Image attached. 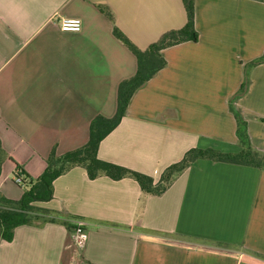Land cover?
I'll list each match as a JSON object with an SVG mask.
<instances>
[{
  "label": "crops",
  "instance_id": "0c3cea01",
  "mask_svg": "<svg viewBox=\"0 0 264 264\" xmlns=\"http://www.w3.org/2000/svg\"><path fill=\"white\" fill-rule=\"evenodd\" d=\"M106 6L110 18L101 10ZM106 9V8H105ZM77 17L80 31L58 20ZM186 21L182 0H0V193L18 199L15 164L31 177L45 157L82 145L96 114L113 115L144 49ZM196 41L164 48L166 65L137 88L98 157L157 181L191 147L240 149L229 105L264 152V2L194 0ZM34 204L49 213L0 240V264H264V172L197 159L160 195L131 177L89 179L73 166ZM87 239L75 249L71 226Z\"/></svg>",
  "mask_w": 264,
  "mask_h": 264
},
{
  "label": "trees",
  "instance_id": "16d2710c",
  "mask_svg": "<svg viewBox=\"0 0 264 264\" xmlns=\"http://www.w3.org/2000/svg\"><path fill=\"white\" fill-rule=\"evenodd\" d=\"M259 1L264 2V0ZM182 3L186 14L184 25L162 32L155 41L149 43L144 49L135 45L117 27H113L114 36L131 51L136 61L134 73L118 83L113 115L96 114L89 121L88 136L82 145L62 153H56L55 149L52 148L45 157V168L38 176L31 177L21 165L15 164L13 181L18 179L14 182L18 186H23L22 194L18 199H11L0 193V240L10 241L14 228L20 224L39 222L45 218L49 210L36 206L34 202L52 198L53 180L73 166L83 167L89 179H94L100 175H105L114 180L131 177L138 183L143 192L151 195L163 193L197 159L253 166L264 172V152L251 144L246 121L233 108L232 104L229 105V110L236 122L235 134L240 146L237 151H221L212 147H191L185 151L181 159L165 167L157 181H154L153 177L148 174L98 157L97 151L100 141L118 125L134 91L166 65V60L161 51L184 41L197 40L198 33L194 27V0H182ZM101 10L112 18L106 6H101ZM262 62H264V52L245 65L244 81L240 90L246 86L248 70ZM2 154L0 142V159Z\"/></svg>",
  "mask_w": 264,
  "mask_h": 264
},
{
  "label": "built area",
  "instance_id": "2783aa9c",
  "mask_svg": "<svg viewBox=\"0 0 264 264\" xmlns=\"http://www.w3.org/2000/svg\"><path fill=\"white\" fill-rule=\"evenodd\" d=\"M58 27L62 31H80L81 20L77 17H64L58 20ZM14 181H18L15 179ZM71 238L75 249L82 248L87 239V233L84 228V222L75 219L71 226Z\"/></svg>",
  "mask_w": 264,
  "mask_h": 264
},
{
  "label": "rangeland",
  "instance_id": "374dc122",
  "mask_svg": "<svg viewBox=\"0 0 264 264\" xmlns=\"http://www.w3.org/2000/svg\"><path fill=\"white\" fill-rule=\"evenodd\" d=\"M12 178H13V176H12ZM12 180H13V179H12ZM14 185H15L16 187H18L16 183H15ZM19 187H20V189L22 190L23 186H19Z\"/></svg>",
  "mask_w": 264,
  "mask_h": 264
}]
</instances>
